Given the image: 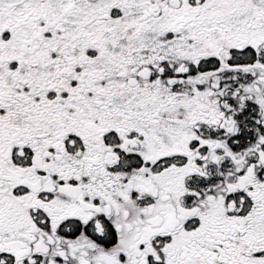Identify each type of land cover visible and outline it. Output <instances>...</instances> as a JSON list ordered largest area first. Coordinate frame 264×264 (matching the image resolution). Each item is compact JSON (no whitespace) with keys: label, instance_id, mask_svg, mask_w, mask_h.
<instances>
[{"label":"snow or ice","instance_id":"obj_1","mask_svg":"<svg viewBox=\"0 0 264 264\" xmlns=\"http://www.w3.org/2000/svg\"><path fill=\"white\" fill-rule=\"evenodd\" d=\"M0 264H264V0H0Z\"/></svg>","mask_w":264,"mask_h":264}]
</instances>
